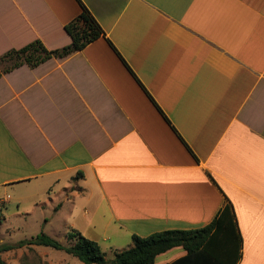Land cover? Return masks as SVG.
<instances>
[{
  "label": "crops",
  "instance_id": "1",
  "mask_svg": "<svg viewBox=\"0 0 264 264\" xmlns=\"http://www.w3.org/2000/svg\"><path fill=\"white\" fill-rule=\"evenodd\" d=\"M80 1L103 38L0 78V204L51 209L104 251L201 229L229 202L237 264H264V0ZM80 11L78 0H0V56L69 45ZM29 249L69 262L34 247L2 259L22 264Z\"/></svg>",
  "mask_w": 264,
  "mask_h": 264
},
{
  "label": "trees",
  "instance_id": "2",
  "mask_svg": "<svg viewBox=\"0 0 264 264\" xmlns=\"http://www.w3.org/2000/svg\"><path fill=\"white\" fill-rule=\"evenodd\" d=\"M81 5L79 15L65 25L71 38L65 47L49 50L41 40H36L21 49H12L0 56L1 62H11L12 66L0 73L13 72L22 66L37 68L51 59H63L84 50L88 45L103 38L105 33L90 12ZM78 174L77 178L82 177ZM4 204H0V224L5 220ZM69 245L41 235L19 246L0 245V264H8L2 254L23 247H47L75 257L83 264H155V260L174 248H184L188 255L173 264H237L242 256V236L239 231L233 206L227 202L214 221L197 230H173L155 233L149 237H132V247L115 253L112 260L96 241L84 237L79 231L71 230L67 235ZM26 264V263H23Z\"/></svg>",
  "mask_w": 264,
  "mask_h": 264
},
{
  "label": "rangeland",
  "instance_id": "3",
  "mask_svg": "<svg viewBox=\"0 0 264 264\" xmlns=\"http://www.w3.org/2000/svg\"><path fill=\"white\" fill-rule=\"evenodd\" d=\"M11 66V62H1L0 73ZM33 205L34 202L32 201L24 202L20 211L21 213L18 212L19 210L14 204L5 206V220L2 222V224H0V245L7 244L17 247L21 243L32 241L43 234L62 243L63 245H69V242L67 241V235L73 229L67 228L68 225H65L64 215L54 218V214L51 209H42ZM27 209H29L28 212L31 211L30 214L23 215V212L27 211ZM45 220H47V224L44 222ZM117 245H119L117 246L118 248L121 247V249L124 248V250L129 249L126 248V245H128L127 240H121V242H119ZM34 248L38 250L40 249L41 251L48 250L51 252L56 263L66 259V261H69L68 264H82L79 260L63 251H56L51 248L35 246ZM15 250H17L16 254L18 255L20 248ZM29 250V255L22 257V264H49L43 257L39 256V254L34 249ZM117 250L106 246L104 251L106 253L107 259H114Z\"/></svg>",
  "mask_w": 264,
  "mask_h": 264
}]
</instances>
